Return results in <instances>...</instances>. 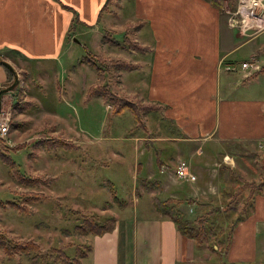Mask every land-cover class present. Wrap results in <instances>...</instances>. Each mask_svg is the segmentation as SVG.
Returning <instances> with one entry per match:
<instances>
[{
  "label": "rangeland",
  "instance_id": "374dc122",
  "mask_svg": "<svg viewBox=\"0 0 264 264\" xmlns=\"http://www.w3.org/2000/svg\"><path fill=\"white\" fill-rule=\"evenodd\" d=\"M237 3L238 0L222 1L220 10L224 20L228 21L227 13L237 9ZM239 16L241 21L238 24L243 27L231 26L237 33L231 43L238 46L230 57L239 62L249 61L255 48V60L260 67L264 66V36L259 35L264 31V24L247 27L248 20ZM68 36L73 46L61 66H70V63L75 66L77 59L87 53L99 57V50H103L99 31L89 32L90 38L86 39L73 32ZM109 37L120 39L114 31ZM91 39L92 43L87 44ZM76 44L78 46L75 47ZM33 66L29 73L15 69L19 83L7 92L10 95L8 99H11L8 109L5 108L7 113L0 110V121L7 122L9 127L10 143L5 145H22L17 150L8 151L13 163L11 166L0 158V233L19 241H33L39 249L7 257L0 247V264H61L57 250L63 249L73 256L75 246L89 245L93 240L92 233L80 234L74 230L82 213L114 217L120 240H123L124 221L128 217L140 220L160 214L154 208L153 197L162 200L169 197L170 193L160 189V183L155 180L162 169L157 165V154L167 163L177 156L182 157L191 148L185 147L180 140L165 142L163 137L179 138L181 134L171 131L168 127L170 121H161L158 113H152L147 119V129L144 122L139 124L134 120L130 111L116 116L112 113V105L102 99L103 104L101 96L88 98V88L99 84L98 73L90 65L87 64V71L82 72L83 76L86 75L87 90L84 87L74 89L71 95L63 94L61 89L56 91L52 71L55 62L41 63L50 70L39 72L43 73L42 86L36 79L38 72ZM262 77L264 84V73ZM9 81H13V75ZM26 90L34 92L31 97L36 100L35 106L33 104L19 112L12 107V102L13 99L30 102L25 100L31 99L26 96ZM258 96L264 98V91ZM248 105L251 107V103ZM238 106V109L243 107L240 103ZM43 139L70 141L73 148L47 147L40 142ZM197 144H204V141ZM215 145L222 147V152L218 156L214 154L216 159L210 165V170H213L203 185L207 188L211 182L210 188L213 189L201 192L190 199V203L180 205L187 219L205 213L208 215V238L202 247H198L190 264H264V184L260 190L255 189L250 201L246 200L249 190L239 195L236 201L232 198L242 180L264 183V141L254 144L221 141ZM212 147L208 144L205 153H210ZM162 148H165L164 152ZM226 152L234 154L233 159L227 162L229 164L224 163L226 157L223 154ZM13 168L24 177L41 183L19 182L12 175ZM142 179L156 181L158 186L147 184L146 187ZM113 191L117 201L112 199ZM171 191L175 192L174 189ZM28 192H39L47 198L22 202L28 211L17 210L12 203L21 201Z\"/></svg>",
  "mask_w": 264,
  "mask_h": 264
},
{
  "label": "crops",
  "instance_id": "0c3cea01",
  "mask_svg": "<svg viewBox=\"0 0 264 264\" xmlns=\"http://www.w3.org/2000/svg\"><path fill=\"white\" fill-rule=\"evenodd\" d=\"M74 15L80 22L71 31ZM93 31H99V43L104 46L99 56L134 65L106 73L111 90L154 106L156 110L141 116L145 127L149 129L150 115L158 113L161 121H170L171 131L181 134L179 138L163 137L165 142L180 140L191 147L190 152L167 163L160 158L162 165L158 167L162 169L155 180L160 189L170 193L169 197L190 200L213 189L211 182L207 188L203 185L213 170L210 165L216 159L214 154L222 152V147L214 144L264 141V98L258 96L264 91V72L251 77L254 71L238 66L246 60L231 59L238 46L231 43L237 33L210 0H0V59L16 71L27 73L34 65L41 86L43 73L39 72L50 71L41 63L55 62L52 71L57 92L61 89L71 95L74 89L87 90L86 75H82L87 64L78 59L75 66L61 63L73 46L68 35L73 32L86 39ZM112 31L120 39L111 37L109 43L105 32ZM124 34L148 49L142 52L129 48L122 41ZM91 43L92 39L87 44ZM254 50L250 59H257ZM9 80L6 67L0 65V89L9 85ZM32 93L25 91L27 97ZM8 95L1 97L4 113L11 101ZM25 100L35 106V98ZM238 103L243 107L238 109ZM201 140L204 144H197ZM208 144L213 147L206 154ZM223 155L228 160L234 156L228 152ZM179 158L190 162L195 181L176 177ZM133 217L124 221L123 240L116 221L111 232L93 235L90 250L79 264H190L198 247L168 215L160 213L140 220Z\"/></svg>",
  "mask_w": 264,
  "mask_h": 264
},
{
  "label": "trees",
  "instance_id": "16d2710c",
  "mask_svg": "<svg viewBox=\"0 0 264 264\" xmlns=\"http://www.w3.org/2000/svg\"><path fill=\"white\" fill-rule=\"evenodd\" d=\"M108 1V0H107ZM214 5H216L219 9L222 6L223 0H210ZM80 22L76 15L73 16L71 22V31L75 29V25ZM105 38L109 43L112 42L109 37L108 32H105ZM123 43H125L129 48L137 50V51H146L148 47L141 46L137 42L128 38L126 34L123 35L122 38ZM79 63H86L90 65V67L94 68L99 77V84L95 86H90L87 91V97L90 98L92 96H101L103 100L112 105V113L113 114H121L125 110H128L132 113V116L136 122L139 124L142 123V114L149 110H156V108L152 105L141 103L140 101H134L131 97L119 95L118 93L111 90V87L107 83L106 73H108L112 69H131L134 68L133 64H129L125 61L121 60H112V59H104L103 57H95L92 54L87 53L85 57L83 56L79 59ZM9 76L12 75V72L6 67ZM264 72V66H261L257 71H254L251 77H255L260 73ZM7 93V92H6ZM32 102H19L18 100H14L12 102V107H14L17 111L21 112L25 110L26 107L32 106ZM41 143L46 145L47 147H63V148H73V145L70 141L64 142L59 139H43L40 140ZM22 145H15L14 147H8L5 144L0 143V158L1 160L8 164L12 165V161L8 155V151L17 150ZM157 165L161 166L162 162L157 154L156 156ZM12 175L22 183L37 185L40 184L39 180L36 179H28L19 173L16 168L12 169ZM143 185L148 187V185L158 186L156 181L150 182L147 179H142ZM148 184V185H147ZM264 183L256 184L255 182H249L246 180H242V184L238 186L234 193H232L233 201H236V198L243 194L246 190L248 191V195L246 196V200L250 201L255 194V191L262 188ZM256 189V190H255ZM47 197L39 192H28L23 195V199L21 201L13 202L12 205L19 211L27 212L28 208L22 204V202H37L40 200H45ZM112 199L117 201V197L115 192H112ZM190 203L189 199L177 198V197H168L166 199H159V197H153V205L154 208L162 214L168 215L173 222L175 223L177 229L184 235L189 238H192L196 247H202L204 244V240L208 238L207 234V218L208 215L202 214L194 219H187L184 217V213L180 209V205L184 203ZM247 203V202H246ZM115 228V219L114 217H95L92 215H87L86 213H82V218L78 223L74 225V230L79 232L80 234H88L92 233L93 235H102L105 232H111ZM0 247L2 251L7 255V257L13 256L15 253H26L36 251L39 249V246L33 241H19L15 237H7L5 234L0 233ZM228 245L227 248L228 249ZM75 254L73 256L67 254L63 249L57 250L61 264H79L80 259L85 257L87 251L90 250V245H77L75 246Z\"/></svg>",
  "mask_w": 264,
  "mask_h": 264
},
{
  "label": "built area",
  "instance_id": "2783aa9c",
  "mask_svg": "<svg viewBox=\"0 0 264 264\" xmlns=\"http://www.w3.org/2000/svg\"><path fill=\"white\" fill-rule=\"evenodd\" d=\"M227 14L229 15L228 23L230 26H238V22L241 21L239 15H241L242 20H248L249 25L247 27H252V25L261 27V25L264 24V0H238L237 9L234 11L230 10ZM239 26L243 27V25ZM240 66L241 68H248L252 71H257L260 68L254 58L242 62ZM8 132L9 127L7 122L0 121V143H10ZM225 161L229 162L228 159H225ZM175 174L181 181L193 182L196 180V175L192 171L190 162L184 159L177 162L175 166Z\"/></svg>",
  "mask_w": 264,
  "mask_h": 264
},
{
  "label": "water",
  "instance_id": "95a60500",
  "mask_svg": "<svg viewBox=\"0 0 264 264\" xmlns=\"http://www.w3.org/2000/svg\"><path fill=\"white\" fill-rule=\"evenodd\" d=\"M0 65H4L5 67H7L13 75V81L7 85L6 87H3L0 89V110H1V97L4 93L11 91L18 83H19V78L17 75V72L15 71V69L12 67V65L4 60V59H0Z\"/></svg>",
  "mask_w": 264,
  "mask_h": 264
}]
</instances>
